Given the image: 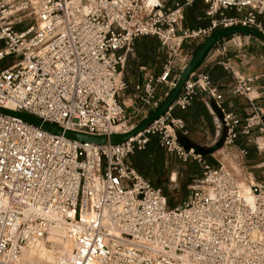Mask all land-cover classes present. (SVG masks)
Here are the masks:
<instances>
[{
    "label": "built area",
    "instance_id": "2783aa9c",
    "mask_svg": "<svg viewBox=\"0 0 264 264\" xmlns=\"http://www.w3.org/2000/svg\"><path fill=\"white\" fill-rule=\"evenodd\" d=\"M193 1L166 8L148 0H0V63L13 59L0 68V109L87 135L129 131L160 105V89L167 97L191 58L186 44L237 25L264 34L257 20L264 0H201L212 19L195 30L183 26ZM227 9L248 12L226 18ZM143 37H155L167 59L158 75L144 70L136 104L126 108L119 102L128 86L123 69ZM229 42L239 47L238 39ZM221 64L235 80L230 92L251 107L242 121L197 71L163 116L117 145L81 144L0 114V264H21L22 253L52 232L70 243L66 264H264V180L255 176L264 169V108L246 80ZM198 93L213 100L225 129L215 166L180 145L184 123L171 116ZM239 136L254 147L255 165ZM152 137L202 171L189 200L174 207L126 163Z\"/></svg>",
    "mask_w": 264,
    "mask_h": 264
},
{
    "label": "crops",
    "instance_id": "0c3cea01",
    "mask_svg": "<svg viewBox=\"0 0 264 264\" xmlns=\"http://www.w3.org/2000/svg\"><path fill=\"white\" fill-rule=\"evenodd\" d=\"M176 2L183 0H153L149 4L158 3L169 8ZM247 12L248 9H244L241 13L227 9L224 10L223 15L226 18L241 19ZM258 17L264 20V13ZM211 19L207 15L205 4L201 0H194L184 10L183 26L192 30L201 29L208 27ZM247 36L249 35L239 34L224 39L207 54L196 70L207 74L211 82L220 87L224 108L234 113L240 121L251 114V107L245 97L230 92L229 89L235 84V80L221 62H227L237 75L246 80L250 88V97H254L256 104L264 108V46L260 40ZM233 38L238 39L239 47L230 44L229 40ZM199 45V43L186 44L183 52L192 56ZM166 59L167 55L155 37L137 39L134 51L127 56L123 69V76L128 86L120 96L119 102L126 108L135 105L137 94L134 86L142 81L144 70L148 69L158 75ZM165 93H167L166 89H160L158 92L160 104L166 98ZM171 116L184 123V129L177 135L180 145L201 154L210 165L215 166L217 162L214 152L222 146L225 129L221 123V113L213 100L204 93H198L187 109L173 108ZM236 144L250 149L247 157L248 165L252 166L258 162L254 147L249 145L244 137L239 136ZM126 163L150 185L160 189L163 195L180 197L176 200L178 203L172 202L171 207L189 200L194 186L202 176L201 168L196 163H183L167 155L158 145L157 137H152L144 150L135 151L130 155Z\"/></svg>",
    "mask_w": 264,
    "mask_h": 264
},
{
    "label": "water",
    "instance_id": "95a60500",
    "mask_svg": "<svg viewBox=\"0 0 264 264\" xmlns=\"http://www.w3.org/2000/svg\"><path fill=\"white\" fill-rule=\"evenodd\" d=\"M239 34H247L251 37H254L260 40L264 46V34L261 31L252 27L237 25L231 27H223L215 30L212 34H210L206 39H204L200 43L197 50L191 56L189 61L179 70L175 84L168 93L165 100L142 122L134 126L129 131L122 133H110L108 135L94 136V135H87L83 133L73 132V131H65L56 125L44 123L37 118L22 113L12 112L6 109H0V114L18 118L28 124H31L35 127H39L44 131L50 132L55 135L63 136L68 140L75 141L81 144L107 146V145H117L124 143L130 138L136 136L138 133L142 132L153 121L157 120L158 118L163 116L165 112H167L168 108L172 105L174 100L181 92L186 80L197 70V68L200 66L204 58L211 50H213L224 39Z\"/></svg>",
    "mask_w": 264,
    "mask_h": 264
},
{
    "label": "bare ground",
    "instance_id": "6f19581e",
    "mask_svg": "<svg viewBox=\"0 0 264 264\" xmlns=\"http://www.w3.org/2000/svg\"><path fill=\"white\" fill-rule=\"evenodd\" d=\"M149 3V0H148ZM119 131V129H115ZM243 197L246 201H251V195L246 187H242ZM49 240L50 248L52 250H47L42 242L38 243L31 249L25 250L21 255V264H27L31 261H35L36 264L40 263H50L51 261L57 259L58 264H66V260L69 257L71 246L68 241H66L60 233L52 232L46 237ZM56 261V260H55ZM54 261V263H55ZM28 263V264H29Z\"/></svg>",
    "mask_w": 264,
    "mask_h": 264
},
{
    "label": "rangeland",
    "instance_id": "374dc122",
    "mask_svg": "<svg viewBox=\"0 0 264 264\" xmlns=\"http://www.w3.org/2000/svg\"><path fill=\"white\" fill-rule=\"evenodd\" d=\"M150 1H153V0H149V2ZM156 1H159V0H156ZM160 3V2H159ZM156 4V3H155ZM154 4V5H155ZM151 5V4H150ZM12 60L13 59H8V60H5V61H3L2 63H0V68H3V67H5V66H7L8 64H10V62H12ZM255 176L257 177V178H259V179H263L264 180V169L261 171V170H259V169H257V170H255ZM171 198L172 199H175V200H173L175 203H178V201H176V200H178L180 197H176V196H171ZM43 243V245L46 247V249L47 250H52L51 248H50V243H49V240L47 241V239H44V241L42 242ZM56 260V261H55ZM54 261H55V263H54ZM57 262V259H55L54 258V260L53 261H51L50 263H48V264H58V263H56ZM29 263V262H28ZM27 263V264H28ZM29 264H36L35 263V261L33 260V261H31ZM39 264V263H38ZM40 264H47V263H40Z\"/></svg>",
    "mask_w": 264,
    "mask_h": 264
},
{
    "label": "trees",
    "instance_id": "16d2710c",
    "mask_svg": "<svg viewBox=\"0 0 264 264\" xmlns=\"http://www.w3.org/2000/svg\"><path fill=\"white\" fill-rule=\"evenodd\" d=\"M258 21L262 24V26L264 27V20L261 18V17H258ZM135 44V43H134ZM151 139V138H150ZM150 141V140H149ZM147 146V145H146ZM146 148V147H145ZM245 149L249 152L250 151V149L249 148H246L245 147ZM165 196V195H164ZM165 198H166V201H167V205L169 206V207H171V205H172V202H173V199L171 198V197H169V196H165Z\"/></svg>",
    "mask_w": 264,
    "mask_h": 264
}]
</instances>
